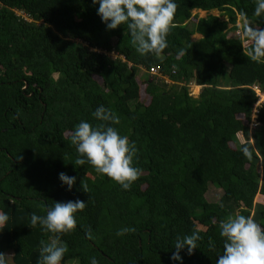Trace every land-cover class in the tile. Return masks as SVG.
Returning <instances> with one entry per match:
<instances>
[{
    "label": "trees",
    "instance_id": "obj_1",
    "mask_svg": "<svg viewBox=\"0 0 264 264\" xmlns=\"http://www.w3.org/2000/svg\"><path fill=\"white\" fill-rule=\"evenodd\" d=\"M174 2L168 47L155 58L136 53L126 25L107 30L92 0H0V211L9 216L0 252L12 255L9 264H38L40 241L52 237L32 228L30 217L55 202L86 203L76 229L61 237V264H181L170 258L176 237L193 231L201 239L192 255L181 251L182 264H216L221 220L251 215L264 227V101L260 125L248 127L256 99L249 85L264 89V63L243 55L242 37L225 33L236 15L260 28L264 16L253 15L255 0ZM192 9L219 13L191 17ZM152 66L158 75L148 74ZM190 82L200 86L196 97ZM101 105L137 146L142 175L130 190L74 165L67 133L82 120L100 123L92 113ZM61 172L76 177L71 191ZM209 185L221 190L215 202L204 197ZM124 227L136 231L117 236Z\"/></svg>",
    "mask_w": 264,
    "mask_h": 264
},
{
    "label": "clouds",
    "instance_id": "obj_2",
    "mask_svg": "<svg viewBox=\"0 0 264 264\" xmlns=\"http://www.w3.org/2000/svg\"><path fill=\"white\" fill-rule=\"evenodd\" d=\"M98 4L97 14L107 30L127 26L131 45L141 57L160 58L168 47V36L174 27L173 20L178 8L174 0H92ZM253 15L264 16V0H255ZM243 55L255 63H264V28L254 27L247 20L241 28ZM180 55L184 54L181 50ZM100 123L93 126L80 121L74 130L67 133L68 139L77 152L74 165H90L97 175L107 176L123 190H130L134 182L142 175V169L135 166L137 146L129 137L121 135L112 125L119 124V117L103 105L92 113ZM245 155L250 158L247 149ZM59 179L71 191L76 177H69L61 172ZM81 188L87 193V185L81 181ZM81 200L55 202L47 209L46 215L31 214L30 226H39L46 234H51L49 242L40 241L38 264H61L67 251L61 244V237L76 229L75 214L85 209ZM9 216L0 211V229H3ZM135 228L124 227L117 231V236L135 233ZM91 238V230H88ZM219 236L223 238V253L216 264H264V227L253 216L229 215L219 222ZM201 239L198 231L177 236L172 256L173 261H181V251L187 250L192 255ZM210 246L214 249L215 245ZM12 255L0 252V264H9ZM91 264H98L92 258Z\"/></svg>",
    "mask_w": 264,
    "mask_h": 264
},
{
    "label": "rangeland",
    "instance_id": "obj_3",
    "mask_svg": "<svg viewBox=\"0 0 264 264\" xmlns=\"http://www.w3.org/2000/svg\"><path fill=\"white\" fill-rule=\"evenodd\" d=\"M218 13L219 12L217 10H214V9L213 10H208V11H203V10H199V9H192L190 11L191 17H194V16L205 17L207 14L218 15ZM220 18L225 20L226 16L225 15H221ZM191 21L192 20L189 19L187 21V24L191 25V23H192ZM244 22H245L244 20L240 19L239 16L236 15L234 23H231L232 25L231 24H227L228 28H227V30L225 32L226 35L227 36H239V37H241L242 36L241 27H242ZM196 37H197L196 34L191 35L192 39H195ZM224 60H225V64L227 65V57L226 56L224 57ZM226 68H227V66H226ZM143 73L144 72H143L142 69H137L136 73H135V76L140 78ZM140 84H141L140 88H142L143 87V82H141ZM188 90H189V94L191 96L193 95V97H196V95H197V93L199 91V86L198 85L195 86L193 84H190V85H188ZM140 95L141 96L139 97V99H142L143 101L146 102L147 101V99H146L147 96H145V94L143 92H140ZM236 137H237V141L238 142H242L243 141L242 135L239 132L236 134ZM220 194H221V190L219 188H217L215 186H212V185H209L207 190H206V192H205V194H204V197H205V199L207 201L215 202V201L218 200V197H219ZM257 200H262V198L261 197H259V198L254 197V201H257ZM179 209L181 211H183L182 207H179Z\"/></svg>",
    "mask_w": 264,
    "mask_h": 264
},
{
    "label": "built area",
    "instance_id": "obj_4",
    "mask_svg": "<svg viewBox=\"0 0 264 264\" xmlns=\"http://www.w3.org/2000/svg\"><path fill=\"white\" fill-rule=\"evenodd\" d=\"M12 12L14 14L15 17H17L20 21H24V22H30L31 21V18L30 16L20 10V9H17V8H12ZM109 55L113 56L114 57V53L111 52ZM122 58V57H121ZM148 74L150 75H158L159 72H158V68L157 67H149L148 70H147ZM163 78V81L166 82V83H170V80L166 77V76H161ZM191 83H189L190 85ZM252 89L256 91L257 95H258V98H259V101H263L264 100V91H257V88L256 86H252ZM257 105V104H256ZM255 111H257V109L254 107ZM250 127L251 128H254V127H257L258 126V123L257 122H252V123H249Z\"/></svg>",
    "mask_w": 264,
    "mask_h": 264
},
{
    "label": "crops",
    "instance_id": "obj_5",
    "mask_svg": "<svg viewBox=\"0 0 264 264\" xmlns=\"http://www.w3.org/2000/svg\"><path fill=\"white\" fill-rule=\"evenodd\" d=\"M194 34H196V33H194ZM196 36L197 37H199V35L198 34H196ZM196 37V38H197ZM242 37V36H241ZM191 84H193L192 82H190ZM189 85V84H188ZM193 85H195V84H193ZM195 86H197V85H195ZM199 86V85H198ZM252 86H256V88H257V91L259 92V91H264V89H261L256 83H252V84H250L249 85V87L252 89ZM199 88H200V86H199ZM253 90V89H252ZM189 91V90H188ZM254 91V94L256 95V99H255V101L253 102V104H252V107H251V109H250V118H249V121H248V127H249V129H253V128H251L250 127V125H249V123H252V122H257L255 119H256V115H257V112H258V108H259V106H260V104H261V102L262 101H259V98H258V95H257V93H256V91L255 90H253ZM193 96V95H192ZM197 96V95H196ZM264 101V100H263ZM257 104V105H256ZM254 107L257 109V111H255V109H254ZM258 123V126L260 125L259 124V122H257ZM240 133V132H239ZM241 134V133H240Z\"/></svg>",
    "mask_w": 264,
    "mask_h": 264
}]
</instances>
